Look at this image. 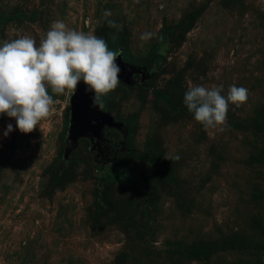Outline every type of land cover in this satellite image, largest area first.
I'll use <instances>...</instances> for the list:
<instances>
[{"label":"rangeland","instance_id":"1","mask_svg":"<svg viewBox=\"0 0 264 264\" xmlns=\"http://www.w3.org/2000/svg\"><path fill=\"white\" fill-rule=\"evenodd\" d=\"M55 20L116 43L118 126L69 148L73 90L31 133L0 115V264H264V0H0V44ZM233 84L248 100L205 130L188 87Z\"/></svg>","mask_w":264,"mask_h":264},{"label":"clouds","instance_id":"2","mask_svg":"<svg viewBox=\"0 0 264 264\" xmlns=\"http://www.w3.org/2000/svg\"><path fill=\"white\" fill-rule=\"evenodd\" d=\"M110 15V10L104 12L105 17ZM107 23L120 30L114 21ZM151 36L146 32L140 39ZM120 54L110 50L102 37L69 28L63 20L51 23L39 46L27 35L4 41L0 44V115L15 118L21 133H31L50 115L54 96L77 89L81 81L86 91L94 93L96 104L119 86L121 69L115 61ZM222 92V86L190 85L184 94V105L205 130L223 131L230 105L239 108L248 100V89L242 86L233 84L226 95ZM12 131L9 124L4 136Z\"/></svg>","mask_w":264,"mask_h":264},{"label":"water","instance_id":"3","mask_svg":"<svg viewBox=\"0 0 264 264\" xmlns=\"http://www.w3.org/2000/svg\"><path fill=\"white\" fill-rule=\"evenodd\" d=\"M121 72L124 71V63L121 57L115 61ZM94 93L86 91V85L81 81L77 89L73 90L70 97L69 128L67 133L68 147L74 145L75 137L80 133H88L93 140L101 142L100 127L102 123L109 126L118 125L112 122L111 117L102 112L98 104L93 103Z\"/></svg>","mask_w":264,"mask_h":264},{"label":"trees","instance_id":"4","mask_svg":"<svg viewBox=\"0 0 264 264\" xmlns=\"http://www.w3.org/2000/svg\"><path fill=\"white\" fill-rule=\"evenodd\" d=\"M103 39H105L106 41H107V43L108 44H110V43H112L113 45L110 47V50H113V51H115L116 50V43L113 41V40H111V37H110V34H108V35H106V36H103L102 37ZM114 40H116V39H114ZM158 42H159V40H158ZM158 42L154 45V47L152 48V50L154 51V52H156V50H157V44H158ZM124 58H125V55H124Z\"/></svg>","mask_w":264,"mask_h":264}]
</instances>
